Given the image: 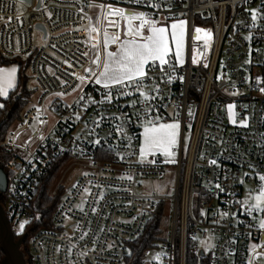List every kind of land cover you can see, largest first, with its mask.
Segmentation results:
<instances>
[{
	"label": "built area",
	"instance_id": "2783aa9c",
	"mask_svg": "<svg viewBox=\"0 0 264 264\" xmlns=\"http://www.w3.org/2000/svg\"><path fill=\"white\" fill-rule=\"evenodd\" d=\"M89 2L0 0V53L29 63L37 94L4 142L16 157L5 172L0 204L11 225L27 222L18 236L34 220V198L55 157L68 158L49 193L60 196L52 227L35 231L27 245L33 264H125L161 205L167 227L145 252L144 264H187L189 245L205 256L198 242L208 239L210 264H264V230L257 223L264 215L249 216L244 204L245 187L257 190L264 175V0H142L139 6L106 0L186 24L185 64L171 54L163 72L157 67L148 73V88L160 89L151 92L158 109L153 115L180 127L175 178L167 187L170 164L162 155L148 157L154 165L137 162L142 127L134 113L143 111L138 94L89 104V96L101 99V89L88 83L83 100L80 90L58 95L69 93L62 81L78 83L68 73L88 66L86 58L75 62L78 49L88 51V31L99 14ZM134 100L137 108L127 107ZM33 123L36 131L19 143Z\"/></svg>",
	"mask_w": 264,
	"mask_h": 264
},
{
	"label": "snow or ice",
	"instance_id": "6c2138e0",
	"mask_svg": "<svg viewBox=\"0 0 264 264\" xmlns=\"http://www.w3.org/2000/svg\"><path fill=\"white\" fill-rule=\"evenodd\" d=\"M124 2L139 6L142 0H124ZM145 6L158 7L157 4L148 5L147 3ZM88 7L98 8L99 14L95 24H91L88 31L89 41L85 44L88 51L78 49L79 57L75 62L79 65L80 58H86L88 66L83 68L82 73L76 71L68 73L69 76H74L78 83L73 87L67 81H62V86H68L69 93L58 95L63 96L70 94L71 91L80 90L82 93L80 99L83 100L85 99L83 88L88 83L99 85L101 89V99L95 101L89 96L87 97L89 104L111 103L114 95L116 98H120L138 94L139 105L143 111L137 110L134 115L143 131L139 134V159L137 162L141 165L145 163L154 165L157 161L149 160L148 157H156L157 154H160L165 157L164 163H176L175 152L172 149L177 144L179 124L161 122V117L153 115L158 112V109L151 103L156 99L151 95V92L155 91L158 94L160 89L158 85H153L151 89L148 88L149 82L153 80L148 73L157 67L163 72V66L169 64L170 41L175 45L176 59L179 62L184 43V22H180L179 32L177 31L178 25L173 23L172 31L169 33L168 27L160 25L158 20L144 11L116 6L107 3L106 0H90ZM252 18L256 19L255 11L252 13ZM201 31V29H196L197 33ZM204 35L205 43H207V40L211 38L210 33L205 32ZM193 62L195 63V61ZM65 63H68L69 68L73 67L72 62L65 61ZM16 73L15 67L0 68V97H7L9 89H14ZM127 107L135 109L137 102L134 100ZM228 107L231 114L232 105ZM2 108L4 105L0 104V109ZM121 115L125 117L127 123L132 122L128 113ZM76 119H80L78 114ZM95 123L99 126V121ZM117 131L118 134H123L124 125H118ZM126 139L131 142L134 137L127 136ZM95 143L99 144L100 141L96 140ZM136 154L135 152L130 153V155ZM125 178L131 179V177ZM258 181L260 182L258 189L255 191L249 189L244 201L249 216H252L254 212L264 215V175H259ZM26 223L19 224L21 232ZM257 223L259 229L264 230V219ZM255 247L256 245H253V248Z\"/></svg>",
	"mask_w": 264,
	"mask_h": 264
},
{
	"label": "trees",
	"instance_id": "16d2710c",
	"mask_svg": "<svg viewBox=\"0 0 264 264\" xmlns=\"http://www.w3.org/2000/svg\"><path fill=\"white\" fill-rule=\"evenodd\" d=\"M28 64L29 63H23L18 59L4 57L0 53V66H18V80L16 87L6 98L0 97V104L4 105V108L0 109V168H2L6 173L9 172V162L16 157V154L8 151L4 146V142L12 126L21 119L22 112L27 106L33 92H35V89H31L29 87L30 77L27 75ZM67 162L68 158L65 156L58 155L55 157L51 171L41 182L39 191L34 198L32 207L34 220L29 224L27 230L24 232V234L28 233V235L22 245V251L25 255L27 264H33L27 249L31 235L40 228L52 227L51 220L59 206L60 196L50 197L48 192L49 186L53 181H55ZM1 200L2 199L0 197V202ZM167 221V210H165L164 206L161 205L156 216L151 220L143 234L133 243L132 253L127 258L125 264H144L143 257L145 252L156 245L155 243L159 240V237L163 235L167 227ZM17 238H19V236H17ZM192 250L193 246L189 245L187 264H210L209 256L195 254ZM3 258L4 253L0 244V263Z\"/></svg>",
	"mask_w": 264,
	"mask_h": 264
},
{
	"label": "rangeland",
	"instance_id": "374dc122",
	"mask_svg": "<svg viewBox=\"0 0 264 264\" xmlns=\"http://www.w3.org/2000/svg\"><path fill=\"white\" fill-rule=\"evenodd\" d=\"M158 20H159V22L161 23L160 25H163V26L168 27V29H169V33H171V31H172V29H171V25H172L173 23H175V24L178 25L177 31L179 32V24H180L181 21H183V20H180V19H179V20H175V21L167 22V21H164L163 18H159ZM183 22H184V29H183L184 43H183V48H182V50H181V55H180V60H179V63H180V64H185V51H186V38H185V35H186V24H185V21H183ZM196 25H198V24L196 23ZM38 43H39V42H38ZM38 43L36 42V44H38ZM169 46H170V49H171L169 55L173 54V55L176 57V54H175V53H176L175 45L172 44L171 41H170V42H169ZM29 74H30V72L28 71V72H27V75L29 76ZM29 87H30L31 89H34V82H33L32 80H30V82H29ZM35 93H36V92H33L32 96L30 97V99H29V101H28V104H27V106L25 107V109H24V111L22 112V114L25 112V110H26L29 106L34 105V103H35V98H36V96H37V94H35ZM50 118H51V116H50ZM52 122H53V118L50 119V123H52ZM167 123H174V122H167ZM15 124H16V123H15ZM15 124H14V125H15ZM14 125H13V126H14ZM36 129H37V124H36V123H33L32 126H31V128H30V131H29V132H26V133H24V134H22V136H21V138H20V140H19V143L24 142V141L29 137V135H30L31 133H34V132L36 131ZM142 130H143V129H142ZM179 132H180V127L178 128V135H177L178 138H179ZM178 138H177V142H178ZM176 147H177V144H176V146H175L174 148H176ZM174 148L172 149V151L175 152ZM162 156H163V155H162ZM163 157H164V156H163ZM176 158H177V153L175 152V160H176ZM164 159H165V157H164ZM168 164H169V163H168ZM174 164H175V163H174ZM174 164H170V166H169V170L171 171V173L168 175L167 180L164 181V184L166 185V187L170 185L171 181H174V178H175V174H174V169H175V167H174ZM66 166H67V164H65L64 168H65ZM64 168H63V169H64ZM77 173H78V171L72 173V176H74V175L77 174ZM59 176H60V175L58 174V176H57V178L55 179V181H53V182L51 183V185L49 186V191H48L49 193H51L52 188L54 187V185H55L57 179L59 178ZM162 182H163V181L159 182V184H160L161 186H164ZM151 184H152V183H149L148 185H151ZM145 187H148V186L145 185ZM249 189L253 190V188H252L251 186L247 185V186L245 187L244 201H245L246 196L248 195V190H249ZM253 191H254V190H253ZM23 222H26V221H25V220L14 221L13 224H12V229H13V231L16 233L17 236H18L17 233H18V232H19V233L21 232V231L19 230V224H20V223H23ZM25 228H26V224H25ZM27 228H28V227H27ZM28 231H29V230H28ZM26 235H28V234H26ZM19 237H20V236H19ZM30 238H31V237H30ZM30 238H29V241H30ZM17 239H18V238H17ZM212 245H213V241H212L211 239H208V240H201V241L198 242V246H199V248H200L202 251H204L205 256H207V255L211 252ZM151 252H154V249H153ZM262 263H264V260H262Z\"/></svg>",
	"mask_w": 264,
	"mask_h": 264
},
{
	"label": "water",
	"instance_id": "95a60500",
	"mask_svg": "<svg viewBox=\"0 0 264 264\" xmlns=\"http://www.w3.org/2000/svg\"><path fill=\"white\" fill-rule=\"evenodd\" d=\"M30 2V0H25ZM38 28H41L38 26ZM7 188V174L0 168V193H4ZM27 235L24 234L18 239L12 229V225L5 210L0 204V244L4 253V258L0 264H27L25 255L21 247L26 240Z\"/></svg>",
	"mask_w": 264,
	"mask_h": 264
},
{
	"label": "crops",
	"instance_id": "0c3cea01",
	"mask_svg": "<svg viewBox=\"0 0 264 264\" xmlns=\"http://www.w3.org/2000/svg\"><path fill=\"white\" fill-rule=\"evenodd\" d=\"M159 24H161V23H159ZM12 67H15L16 69H17V73H16V84H15V87H16V85H17V80H18V66L17 65H9V66H0V68H12ZM14 87V88H15ZM13 89H9V91H8V95H9V93L12 91ZM3 98H6V97H3ZM167 123V122H166ZM143 131V130H142ZM178 138V137H177Z\"/></svg>",
	"mask_w": 264,
	"mask_h": 264
},
{
	"label": "flooded vegetation",
	"instance_id": "af4514ba",
	"mask_svg": "<svg viewBox=\"0 0 264 264\" xmlns=\"http://www.w3.org/2000/svg\"><path fill=\"white\" fill-rule=\"evenodd\" d=\"M16 238H17V235L15 234ZM27 239V238H26ZM21 250H22V247H21Z\"/></svg>",
	"mask_w": 264,
	"mask_h": 264
}]
</instances>
